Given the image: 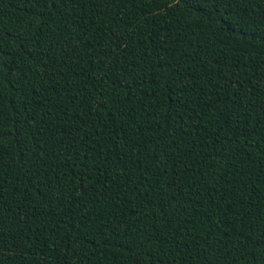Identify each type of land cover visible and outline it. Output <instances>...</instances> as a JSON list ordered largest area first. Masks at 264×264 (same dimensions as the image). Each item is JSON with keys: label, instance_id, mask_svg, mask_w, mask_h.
Wrapping results in <instances>:
<instances>
[{"label": "trees", "instance_id": "obj_1", "mask_svg": "<svg viewBox=\"0 0 264 264\" xmlns=\"http://www.w3.org/2000/svg\"><path fill=\"white\" fill-rule=\"evenodd\" d=\"M0 264H264V0H0Z\"/></svg>", "mask_w": 264, "mask_h": 264}]
</instances>
